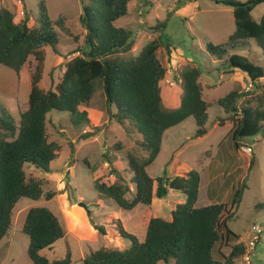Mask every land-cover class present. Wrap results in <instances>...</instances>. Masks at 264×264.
<instances>
[{"label": "trees", "instance_id": "trees-1", "mask_svg": "<svg viewBox=\"0 0 264 264\" xmlns=\"http://www.w3.org/2000/svg\"><path fill=\"white\" fill-rule=\"evenodd\" d=\"M84 1L80 23L86 32L87 49L78 50L80 56L68 63L57 87L49 91L40 87L46 63L44 50L51 47L57 56H62L56 28L64 29L66 18L61 16L56 22L52 21L47 0H39L40 28L33 30L28 25L29 18L16 24L14 14L0 8V65L20 78L30 58L35 57L36 61L30 72V99L24 110L19 111V120L7 109L0 110V243L12 229L13 212L21 199L38 201L45 197L51 201L56 196L54 192H44L45 180L29 173V169L51 173V165L59 157L61 147L50 142L47 133L50 113L68 114L74 126H81L89 122L90 103L102 88L108 109L117 110L112 115L113 120L121 125L131 123L141 135L140 149L144 155L135 151L126 155L134 193L121 175H116L117 181L111 184L95 179V190L124 211L152 208L154 199H166L171 191L183 194L186 201L176 206L172 220L150 217L143 242L119 224V234L131 243L130 248L99 249L85 257L83 264H239L247 254V245L228 229V223L236 219L247 186L237 189L230 207L217 203L197 208L201 186L199 172L190 171L173 179L163 176L157 179L156 189L155 180L149 174L162 152L164 136L169 130L194 119L195 137L208 135V111L213 105L204 99L201 68L183 71L181 104L176 109L166 108L160 84L166 78L167 68L158 56L162 48L172 54L173 48L168 47L170 40L162 37L166 23L156 28L160 30L161 41L150 42L138 57L120 58L119 55L132 50V33L117 28L115 23L129 14L130 4L135 0ZM211 1L233 10L236 29L221 45L207 42V56L220 62L226 74L244 75L253 88L249 92L233 90L217 102L229 116L228 120L233 121L231 134L239 149V139L260 133L264 136V93L256 96L257 109L244 106L240 110L238 106L243 97L261 92L259 82L264 79V70L247 57L233 54L236 51L252 54L251 45L255 42L264 57V16L259 23L252 19L253 11L264 4V0ZM238 115L241 118H236ZM228 120L221 119L219 125L224 126ZM90 137V134L84 136L85 139ZM115 149L122 150L120 144L115 145ZM109 163L113 164L111 160ZM254 164L255 158L251 167ZM98 230L106 234L104 228L98 227ZM22 233L29 238L27 253L32 264L73 263L70 255L62 260L44 255L66 235L59 218L51 210L30 209ZM231 241L238 243L228 255L217 248Z\"/></svg>", "mask_w": 264, "mask_h": 264}, {"label": "rangeland", "instance_id": "rangeland-1", "mask_svg": "<svg viewBox=\"0 0 264 264\" xmlns=\"http://www.w3.org/2000/svg\"><path fill=\"white\" fill-rule=\"evenodd\" d=\"M239 1L248 3L250 0ZM83 2L85 1L47 0L51 20L56 22L63 16L66 18V25L64 29L56 28L62 56H57L51 47L44 50L46 63L40 87L45 91L57 87L68 63L80 56L78 50L87 49L84 43L86 32L80 23ZM0 8L10 10L15 16L16 24L29 18L28 25L31 29L40 28L39 0H0ZM263 16L264 4H261L253 11L252 19L259 23ZM163 23L167 27L162 37L169 39L171 44L168 47L174 49L171 55L166 48L158 53L159 59L167 68L166 78L160 84L164 106L168 109L180 106L183 98L181 74L192 67L201 68L204 99L213 106L208 111L210 119L207 136L195 137L197 126L194 119H189L183 127L169 130L164 136L162 152L149 169L150 176L155 180V189L158 178L165 176L173 179L191 169L203 175L202 204L208 202L204 194L206 186L211 183V192L219 197L217 203H225L230 207L237 189L246 185L237 217L228 223V229L240 236V241L247 245L254 228H261L262 240L251 263L244 257L239 264H264V136L260 133L239 139L241 147L238 149L231 134L233 121L228 120L225 110L217 105L221 98L233 90L249 92L253 88L244 75L226 74L221 63L208 57L206 52L207 42L221 45L233 35L236 29L234 12L211 0H135L130 4L129 14L115 23L117 28H124L132 33V50L119 57H138L150 42L161 41L160 30L156 31V28H161ZM251 48L252 54L248 51H236L233 54L247 57L264 70L261 50L257 49L255 42ZM35 64V57H31L17 80V75L11 78L8 75L11 70L0 65V73L3 75L0 74V82L1 79H6L9 85H15V88L9 87V92L13 89L12 94L7 95V92L6 95H0V110L7 109L16 120H19V111L24 110L29 102L30 72ZM6 70L8 74H5ZM259 85L261 92L239 101L240 110L244 106L254 110L258 108L256 96L264 93V79ZM116 113L115 108L108 109L102 88L90 103L89 122L81 126H74L68 114L50 113L47 133L49 141L61 147L59 157L52 163L51 173L45 174L34 169H29V173L45 180L44 192H54L56 196L51 201H47L45 197L38 201L27 198L19 201L13 212L12 229L0 243V264H32L27 253L29 238L22 233L27 214L32 208L51 210L66 232L62 240L44 252L52 260H62L70 255L72 264H83L85 257L102 248L129 249L131 243L121 238L119 224L140 242L145 240L143 234H146L150 217L144 218V213L140 214V211L146 209L139 207L137 210L124 211L95 190V179H104V182L111 184L117 181L116 175H121L135 192V188L131 186L133 176L128 171L126 155L133 151L144 155L140 149L142 137L131 123L121 125L113 120L112 115ZM236 118H241V115ZM221 119L228 120L224 122V126L219 125ZM89 134L91 137L85 139L84 136ZM117 144H120L122 150L115 149ZM247 146L253 148L251 155L244 152ZM254 158L255 164L251 167ZM170 193V197L158 199L162 202L160 206L166 213V218L171 217L175 202L176 192ZM177 194L184 199L181 193ZM166 203L172 204V207L164 206ZM98 227L104 228L106 234L102 235ZM237 243L225 242L217 248L220 247V251L228 255Z\"/></svg>", "mask_w": 264, "mask_h": 264}, {"label": "crops", "instance_id": "crops-1", "mask_svg": "<svg viewBox=\"0 0 264 264\" xmlns=\"http://www.w3.org/2000/svg\"><path fill=\"white\" fill-rule=\"evenodd\" d=\"M7 72L5 73V74H8L9 72H8V70H6ZM2 73V72H1ZM0 73V74H1ZM2 75V74H1ZM11 78H13V75H14V77H15V75H17L15 72H13L12 70H11V74H8ZM3 76V75H2ZM17 77H18V75L16 76V80H17ZM18 79H19V77H18ZM16 80H15V82H16ZM15 82H14V84H15ZM11 86H14V88H15V85H9L8 83H7V81H6V79L5 80H2L1 79V82H0V88H3V89H1L0 90V95L1 94H5L6 95V93L8 92V94L7 95H9L10 93L12 94V91H13V89H11V91L9 92L8 90H9V87H11ZM4 90H5V92H4ZM203 92H204V90H203ZM16 94H17V92H16ZM7 97V96H6ZM13 99H14V96L12 97ZM8 100H10V101H13V99H9V98H7ZM16 99H17V97H16ZM8 103H9V101H8ZM189 121V120H188ZM187 121V122H188ZM186 122V123H187ZM185 123H183L182 125H184ZM182 125H180V126H178V127H175V128H179V127H183ZM226 125V124H225ZM175 128H173V129H175ZM172 129V130H173ZM171 131V130H170ZM169 132V131H168ZM167 132V133H168ZM166 133V134H167ZM165 134V135H166ZM190 171H192L191 169H189V170H187V171H185V172H183V173H181L182 174V176L184 175V174H186V173H189ZM172 179V178H171ZM202 185H203V175H201V186H200V194H199V200H198V203H197V208H203V207H208V206H210V205H213V204H217V200H219V197L217 196V194L215 193V192H211V183L210 184H208L207 186H206V192H205V194H204V196L206 197V199H207V203H204V204H202L200 201H201V199H202ZM172 192V191H171ZM212 193V194H211ZM183 195V194H182ZM171 196V193L169 194V197ZM184 196V195H183ZM175 197V202L173 203L174 205H173V209H172V211H171V217L170 218H166V213L163 211V208L160 206V205H162L161 203V201H159L158 199H154V201H153V205H152V208H146V207H144L145 209H146V211L145 210H141L140 211V214H142V213H144L143 215H145V217L144 218H146V217H152V216H154L155 218H163V219H166V220H172V213H173V211L175 210V208H176V206L177 205H179V204H183V203H185V196H184V199H181V198H179L178 197V194H177V192H176V195L174 196ZM158 203V204H157ZM156 205H157V207H156ZM164 206H167L168 208H170V207H172V204H170V203H166V205L164 204ZM137 209H139V207L137 208ZM137 209H135V210H137ZM144 223V222H143ZM148 227V226H147ZM144 230H145V228H144ZM145 232V231H144ZM145 233H147V230H146V232ZM143 237H146V234H143ZM218 249H220V247L218 248Z\"/></svg>", "mask_w": 264, "mask_h": 264}, {"label": "built area", "instance_id": "built-area-1", "mask_svg": "<svg viewBox=\"0 0 264 264\" xmlns=\"http://www.w3.org/2000/svg\"><path fill=\"white\" fill-rule=\"evenodd\" d=\"M244 152L248 155H251L253 153V148L251 146H247L246 148H244ZM262 234H263V230L258 227H255L254 230L252 231L251 239L247 244V254L245 256V260L248 263H251L252 256L253 254L256 253V249L262 240L261 238Z\"/></svg>", "mask_w": 264, "mask_h": 264}, {"label": "water", "instance_id": "water-1", "mask_svg": "<svg viewBox=\"0 0 264 264\" xmlns=\"http://www.w3.org/2000/svg\"><path fill=\"white\" fill-rule=\"evenodd\" d=\"M81 206H83V207H85V208H87L84 204H81Z\"/></svg>", "mask_w": 264, "mask_h": 264}]
</instances>
